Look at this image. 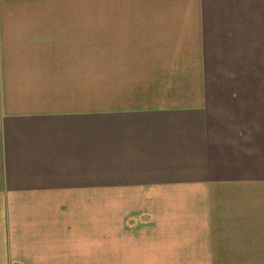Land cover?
Wrapping results in <instances>:
<instances>
[{
    "label": "crops",
    "instance_id": "0c3cea01",
    "mask_svg": "<svg viewBox=\"0 0 264 264\" xmlns=\"http://www.w3.org/2000/svg\"><path fill=\"white\" fill-rule=\"evenodd\" d=\"M261 65L264 0H0V264H264Z\"/></svg>",
    "mask_w": 264,
    "mask_h": 264
},
{
    "label": "rangeland",
    "instance_id": "374dc122",
    "mask_svg": "<svg viewBox=\"0 0 264 264\" xmlns=\"http://www.w3.org/2000/svg\"><path fill=\"white\" fill-rule=\"evenodd\" d=\"M264 70V65H261V71ZM253 243H258L260 246L264 247V241H253ZM106 250H103L105 252ZM145 260V261H144ZM148 258L147 257H139V256H122V255H117L112 258H109L106 253L101 255L100 262H147ZM261 263H264V256H261Z\"/></svg>",
    "mask_w": 264,
    "mask_h": 264
}]
</instances>
